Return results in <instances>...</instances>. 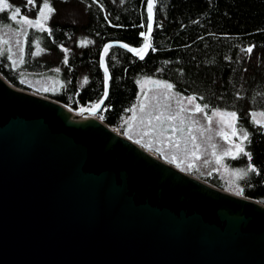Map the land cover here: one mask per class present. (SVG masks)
Here are the masks:
<instances>
[{
	"label": "water",
	"instance_id": "95a60500",
	"mask_svg": "<svg viewBox=\"0 0 264 264\" xmlns=\"http://www.w3.org/2000/svg\"><path fill=\"white\" fill-rule=\"evenodd\" d=\"M91 109L0 69V264H264V200L171 163Z\"/></svg>",
	"mask_w": 264,
	"mask_h": 264
},
{
	"label": "trees",
	"instance_id": "16d2710c",
	"mask_svg": "<svg viewBox=\"0 0 264 264\" xmlns=\"http://www.w3.org/2000/svg\"><path fill=\"white\" fill-rule=\"evenodd\" d=\"M9 1L21 8L18 17L37 16L42 4L36 0L34 8L27 0ZM50 3L56 10L47 22L50 32L28 26L21 63L13 67L2 52L0 69L19 86L49 94L74 108L92 107L105 91L100 62L103 46L111 40L135 47L144 43L140 33L147 28V0ZM9 12H0V25L19 26ZM153 21L150 43L155 51L149 48L143 59L109 44L105 60L111 77L104 120L120 126L138 98L140 81L148 76L167 80L175 90L197 97L199 105L209 106L207 111H234L236 129L249 134L245 149L257 170L242 180L244 193L264 200V129L253 117L254 111H264V0H156ZM248 47H253L251 54L242 51ZM35 72H53L58 79L56 92L28 87L18 78ZM243 159L236 162L242 164ZM207 180L227 188L220 181Z\"/></svg>",
	"mask_w": 264,
	"mask_h": 264
},
{
	"label": "rangeland",
	"instance_id": "374dc122",
	"mask_svg": "<svg viewBox=\"0 0 264 264\" xmlns=\"http://www.w3.org/2000/svg\"><path fill=\"white\" fill-rule=\"evenodd\" d=\"M8 2L11 4L9 0ZM8 10L11 16L12 9ZM22 17L24 16L17 17L19 26L8 23L0 25V57L2 52H6L13 67L22 61L24 33L28 27L22 22ZM27 17L35 20L38 18V14L34 17ZM47 22L48 20L45 22V27H47ZM36 50H41V47ZM18 78L28 87L50 94L56 92L58 87V79L53 72L23 73ZM164 82L171 84L167 80L153 76L143 78L140 81V91L136 102L130 112L121 120V125L114 127L171 163L204 179L220 181L225 184L226 189L233 192L237 193L242 189V194H245V184L242 180L251 174L248 171L250 162L243 154L235 159L231 156H223L224 151L230 145L219 134L224 131L229 134L232 142L240 143V137L245 130L243 128L236 129L238 135L231 136V129L227 127V124L221 122L220 117H212L216 108L196 113L193 109L198 104L197 100L189 105L186 98L190 95H184L174 88L169 91L163 87ZM178 100H182L184 111H180L181 105L177 103ZM142 104L144 105L143 111L140 107ZM94 114L100 118L101 115L104 116V109ZM206 115L212 117L211 123L206 119ZM157 116H161L160 120L156 119ZM170 116H176V119H170ZM253 117L264 129V111H254ZM243 146L245 148L244 143ZM245 151L248 152L246 149ZM243 157L245 161L242 164L236 162ZM217 158H221L220 163L216 162ZM236 173H240V175H236Z\"/></svg>",
	"mask_w": 264,
	"mask_h": 264
},
{
	"label": "snow or ice",
	"instance_id": "6c2138e0",
	"mask_svg": "<svg viewBox=\"0 0 264 264\" xmlns=\"http://www.w3.org/2000/svg\"><path fill=\"white\" fill-rule=\"evenodd\" d=\"M156 4V0H147V28L145 32H141L140 35L142 37H144V44L141 48H130L127 44H122L121 47L127 48L128 51L134 53L135 55L139 56L140 59L144 58V55L146 54V50H148L149 48H152V45L150 43V34L152 32V25H153V9L155 7ZM27 5H32L34 8L37 7L36 4V0H27ZM8 9H12L11 11V16L10 19L12 21H16L18 15L21 13V8L20 7H15L13 8L12 5L8 2V0H0V12H4L5 10ZM55 8L52 6V4L50 3V0H42V4L38 7V18L35 20L29 19L27 16L22 17V22L30 27H36L39 28L41 31H49L50 29H47L45 27V22L50 19L51 15L55 12ZM143 27V25H141ZM82 43H89V41H83ZM111 47V45H105L103 51L104 54L107 55L108 54V50ZM153 51H155L154 48H152ZM65 52H67V49H64ZM242 51L247 52L248 54H251L253 52V47H248L247 49H242ZM103 60V57L101 58ZM67 62V61H65ZM56 71H59V69H57ZM110 79V77L108 76V69L107 67H105V92H104V98L106 99L108 96V90H107V83L108 80ZM153 83H161V82H157V81H152ZM85 83H87V78H85ZM163 87L167 90H171L173 88V85L168 84L166 82L163 83ZM188 101V104L191 105L193 103V101H195L197 99V97L195 96H189L186 98ZM104 100L101 99L98 103L94 104L92 106L91 111L93 113L96 112L97 109H100L101 104H103ZM178 104L181 105L180 111H184V107H183V102L182 100H178L177 101ZM141 111H143L144 105L142 104L141 106ZM209 106L207 104H204L203 107H201V105L196 104L193 111L196 113H201L204 112V110L206 108H208ZM85 111V109H80V112L83 113ZM162 115V114H161ZM212 117H220L221 122L226 123L227 127L231 129V136H237V130L235 127V121L237 120V114L236 112H222L220 110H216L212 113ZM212 117H209L206 115V119L209 121V123H211L212 121ZM101 119H103V116L101 115L100 117ZM161 116H157L156 119L160 120ZM170 119H176V116H170ZM222 138L229 142V147L227 150L224 151L223 156H231L233 159H235L236 157L240 156L241 154H243L244 156H246L248 158L249 161H251L252 157H251V153L250 152H246L245 148L243 146V143L245 141H249V134L247 132H243L242 136L240 137L241 142L240 143H234L231 141V138L229 136L228 133L221 131L219 133ZM129 139H131V137H129ZM250 142V141H249ZM137 143H139V141H137ZM213 147H215V145H213ZM213 155H215V153H213ZM221 158H217V163H220ZM248 171L249 172H256V168L249 163L248 164ZM246 174V173H245ZM236 175H240V173H236ZM242 189L239 190L237 192V195H241L242 194Z\"/></svg>",
	"mask_w": 264,
	"mask_h": 264
}]
</instances>
